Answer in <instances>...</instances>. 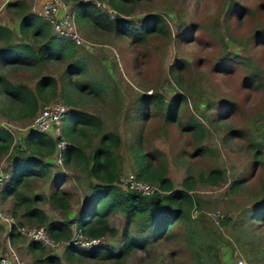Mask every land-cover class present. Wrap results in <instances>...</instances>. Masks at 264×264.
<instances>
[{"label": "trees", "instance_id": "1", "mask_svg": "<svg viewBox=\"0 0 264 264\" xmlns=\"http://www.w3.org/2000/svg\"><path fill=\"white\" fill-rule=\"evenodd\" d=\"M65 1L71 3L73 15L77 13L78 23L83 22L89 27L117 36L126 34L132 44L146 45L149 37L156 34L169 39L171 37V31L162 15H148L140 21L139 26L127 19L134 13L137 0H97L106 2L119 13L117 19H112L92 0ZM6 8L15 13L19 21L15 30L0 24L1 114L19 120H33L38 110L57 96L58 82L50 75L38 77L34 86L21 77L11 80L8 76L19 71H39L52 61L65 65L67 78L75 75V80L70 82L78 90L94 95L102 93L106 97L112 95L119 100L115 89L107 91L112 88H107L103 79L89 73L88 57L80 52L79 45L56 34L48 21L30 10L26 1L8 2ZM184 68L180 61L171 66L169 73L177 83ZM251 78L264 86L262 76L253 73ZM66 103L67 106L77 107L76 99L70 96ZM137 103L148 108L141 114L142 120H147L151 115H160L165 122L176 123L181 132L191 136L196 154L212 153L211 147L203 143L209 131L202 119L208 121V117L203 114L204 117L199 119L195 114L189 113L185 120L182 119L183 109L187 106L186 95L177 93L169 101L161 95H144L139 97ZM150 107L152 113L149 112ZM65 119L61 131L72 146L65 151L62 164L74 167L72 178L84 189L87 198V206L79 212L77 218L70 212L72 192L61 188V185H57L48 196L51 205L62 212L60 220H50L43 210L33 205L36 201H42V196L31 197L26 193L25 188L33 177L51 175L50 157L56 150V141L52 137L31 130L24 138L16 141L8 129L1 127L0 157L11 154L10 159L13 160L12 168L10 167L11 180L3 188V196L5 193L14 195L16 209L22 213L20 218L36 227L45 226L56 241H69L73 236V225L78 233L87 238L114 237L119 230L111 225L110 217L117 213L124 216L122 244L118 250L106 242L92 249L65 243L64 254L67 259L87 257L120 264L137 250L147 251L154 242L170 241L175 244L173 258L176 264H225L224 252L226 248L231 253L234 252L237 248L235 244L242 248L249 264L261 261L262 255L264 256L260 235V229L264 227V182L256 193L259 200L240 216L244 218L221 219L215 226L204 212L196 218L190 216L195 205L200 208L196 196V179L192 175L183 179L181 189H175L167 176L162 154L151 149L145 150L137 144L132 150L136 175L141 180L148 179L150 181L147 182L156 183L160 191L144 196L133 190L123 189L118 185L119 176L123 173L120 135L113 131H103V121L99 116L79 108L67 111ZM215 121V118H210L211 123ZM229 134L232 137H245L248 151L253 155V165H263L262 133L241 134L240 130H234L229 131L226 137ZM95 137L98 138L97 143L91 146L92 138ZM62 175L64 174L57 173L53 179L58 182L69 180L68 176ZM198 180L218 185L225 182V171L213 167L207 174L198 175ZM243 183V179H235L230 183L229 190L236 191ZM23 224L22 221L12 224L9 237L13 243L22 240L17 228ZM24 244L30 254L37 255L39 262L60 264L59 256L48 253L39 242L25 241Z\"/></svg>", "mask_w": 264, "mask_h": 264}, {"label": "rangeland", "instance_id": "2", "mask_svg": "<svg viewBox=\"0 0 264 264\" xmlns=\"http://www.w3.org/2000/svg\"><path fill=\"white\" fill-rule=\"evenodd\" d=\"M11 1L16 0H0V24L15 30L19 18L6 8V4ZM24 1L31 11L38 13L48 0ZM137 1L134 13L127 19L139 26L140 21L148 15H162L171 31L170 39L156 34L149 37L146 45L132 44L126 34L117 36L89 27L83 22L78 23L77 13L73 18L76 32L88 42L86 46L79 48L88 57L89 73L103 79L107 88H112L107 91L115 89L119 100L112 95L106 97L102 93L94 95L78 90L70 82L75 80V75L67 78L65 65L61 62L52 61L39 71H19L8 76L11 80L21 77L31 86H34L35 80L40 76L54 77L59 90L57 96L48 103L58 101L69 110L66 99L69 96L75 98L77 107L74 108L99 116L103 121V131L118 133L122 140L120 154L123 171L136 174L132 150L140 144L145 150L151 149L162 154L167 176L175 189H181L183 179L192 175L196 179V196L200 205V208L197 205L192 208V218L204 212L215 226L220 221L216 223L212 213L225 215L224 221L238 219L245 209L259 200L256 193L264 182V163L259 167L253 165V155L248 151L245 137L226 135L234 130H240L241 134L252 132L264 135V86L251 78L253 73H257L264 82V0ZM67 4L71 8V3ZM117 16L119 13L116 12L111 18L117 19ZM177 61L182 62L185 67L179 83L169 73L171 66ZM177 93L186 95L187 98L183 120L189 113L195 114L199 119L204 117L203 114L208 117V121L202 119L209 131L203 143L211 147L212 153L196 154L191 136L181 132L176 123L165 122L160 115H151L147 120L141 119V114L148 108L138 105L139 97L161 95L169 101ZM2 106L0 101V107ZM149 112H153L151 107ZM211 117L216 119L215 123L210 122ZM31 121L10 118L0 112V128L11 129L16 141L26 136V129ZM65 121L64 118L61 129ZM50 134L47 135L52 137L53 133ZM97 140L96 137L92 138L90 145H95ZM10 155L6 154L0 159H4L5 164L12 168L13 160ZM213 167L225 171V182L218 185L200 182L198 175L207 174ZM50 169L53 173L51 179L57 173L69 177L62 185L72 192L70 212L77 218L79 212L86 208L87 198L84 189L72 178L74 167L54 162ZM235 179H243L244 183L240 189L230 191L229 185ZM52 182L49 184L47 178H38L31 180L25 189L29 195H33L32 189L37 187L38 194L45 198L53 187L59 185L56 180ZM9 205L12 206L9 201L3 203L4 214L8 217ZM42 206L50 220L62 218V212L50 203H42ZM21 221L24 223L21 226H36L22 218ZM110 223L119 230L118 234L106 237L103 242L118 250L122 244L124 216L121 213L113 214ZM72 230L73 238H78L80 235L75 225ZM260 230L264 251V227ZM25 241L28 239L22 236V240L13 243L5 225H0V255L9 252V242L20 264H43L38 261L36 254L29 253ZM235 245L237 248L232 253L226 248L223 255L225 264H233L236 256L248 262L242 248ZM64 246L62 244L57 249H45L48 253L59 256L60 264H114L109 260L87 257L67 259ZM174 249L175 244L170 241L154 242L147 251L137 250L120 264H176ZM262 258L258 264L264 263L263 255Z\"/></svg>", "mask_w": 264, "mask_h": 264}, {"label": "built area", "instance_id": "3", "mask_svg": "<svg viewBox=\"0 0 264 264\" xmlns=\"http://www.w3.org/2000/svg\"><path fill=\"white\" fill-rule=\"evenodd\" d=\"M92 1L99 9L107 13L110 17L115 16L116 11L106 2L97 0ZM36 14L48 21L54 32L59 36L68 38L79 46H86V44H88V42L76 32L73 22V12L65 0H48ZM67 111L68 108L58 101L49 103L38 111L37 115L26 129L27 132L34 130L43 134L53 133L52 138L56 141V150L54 154V162L56 164L63 162L65 151L72 146V143L63 136L61 131V123L65 118ZM6 129H8L13 135L11 129L7 127ZM8 168L9 167L5 164L4 159H0V191L11 178V169L9 168V170ZM118 185L123 189H130L144 196H149L160 191L157 184H152L139 179L132 171L123 172L119 176ZM194 211L196 212V210ZM211 216H213L212 218L216 223L225 217V215L219 213H212ZM192 217L194 216L192 215ZM14 223L15 222L10 216L8 217L4 214L0 202V224L6 225L10 231L11 226ZM17 230L22 236L26 237L28 241H37L43 247L48 249H57L65 243H73L74 245L92 249L101 246L104 240V237L87 238L78 233L80 235L78 238H73L72 236L69 241L59 242L50 236L48 229L45 226H35L30 228L21 226L18 227ZM7 246L9 247V252L5 255H0V264H20L15 252L10 248L9 242H7ZM233 262L234 264H249L244 258L238 256L233 259Z\"/></svg>", "mask_w": 264, "mask_h": 264}, {"label": "crops", "instance_id": "4", "mask_svg": "<svg viewBox=\"0 0 264 264\" xmlns=\"http://www.w3.org/2000/svg\"><path fill=\"white\" fill-rule=\"evenodd\" d=\"M11 28V27H10ZM68 108V107H67ZM69 110H71V109H76V108H74V107H70L69 106ZM68 110V111H69ZM53 159V160H52ZM40 160H42V162H43V159H41L40 158ZM44 161H46L45 159H44ZM50 162H51V164L53 163L54 164V155L53 156H51L50 157ZM123 172H128L127 170L126 171H123ZM53 173H52V171H51V175L49 176V177H42V178H47L48 179V182H49V184L50 183H53L52 181H54V177L51 179L50 177L51 176H53L52 175ZM39 177H33L32 178V180H35V179H38ZM10 180H11V178H10ZM10 180H9V182H10ZM9 182L6 184V185H4L3 186V188H5V186H8L9 185ZM58 182V181H57ZM58 183H62V184H64L65 183V181L64 182H58ZM62 184H59V185H61L60 187L61 188H64L63 187V185ZM58 185V186H59ZM3 188H2V190L0 191V202H1V207H2V210H3V203H5V202H7V201H9L10 202V204L12 205V206H10V207H7L8 208V212H9V214H10V216H11V218H12V220L13 221H15L16 223L18 222V221H21V218H20V216H21V211H19L18 209H16L17 208V206H16V204H15V197H14V195H11L10 193L9 194H4V196H3V193L5 192V190L3 191ZM45 188H46V186H45ZM56 189V187H53L52 188V190H51V192L52 191H54ZM26 191V190H25ZM32 192H33V195H30L31 197H33V196H36V195H39L38 194V191H37V187H35V188H33L32 189ZM50 192V193H51ZM26 193L28 194V191H26ZM49 193V194H50ZM29 195V194H28ZM40 196H42V195H40ZM48 196L49 195H47L45 198L42 196V198H43V200L42 201H36L35 203H33V205L34 206H36V207H38V208H40L41 210H43L45 213H46V210L44 209V206H42V203H45V202H48V203H50L49 201H48ZM51 204V203H50ZM4 211V210H3ZM46 215H47V213H46ZM48 216V215H47ZM0 225H2V224H0ZM4 225V224H3ZM5 228L7 229V234L10 232L9 231V228L5 225Z\"/></svg>", "mask_w": 264, "mask_h": 264}, {"label": "water", "instance_id": "5", "mask_svg": "<svg viewBox=\"0 0 264 264\" xmlns=\"http://www.w3.org/2000/svg\"><path fill=\"white\" fill-rule=\"evenodd\" d=\"M233 264H234V262H233Z\"/></svg>", "mask_w": 264, "mask_h": 264}]
</instances>
